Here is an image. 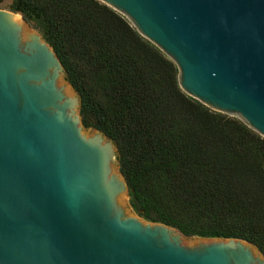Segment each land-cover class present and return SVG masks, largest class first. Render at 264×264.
Segmentation results:
<instances>
[{"label": "water", "instance_id": "water-1", "mask_svg": "<svg viewBox=\"0 0 264 264\" xmlns=\"http://www.w3.org/2000/svg\"><path fill=\"white\" fill-rule=\"evenodd\" d=\"M99 1L177 65L187 95L264 137V0ZM66 77L0 9V264H264L252 243L188 239L131 210L117 146L85 128Z\"/></svg>", "mask_w": 264, "mask_h": 264}, {"label": "trees", "instance_id": "trees-1", "mask_svg": "<svg viewBox=\"0 0 264 264\" xmlns=\"http://www.w3.org/2000/svg\"><path fill=\"white\" fill-rule=\"evenodd\" d=\"M10 10L57 53L85 128L115 142L136 214L264 255V137L187 95L177 65L99 0H12Z\"/></svg>", "mask_w": 264, "mask_h": 264}, {"label": "rangeland", "instance_id": "rangeland-1", "mask_svg": "<svg viewBox=\"0 0 264 264\" xmlns=\"http://www.w3.org/2000/svg\"><path fill=\"white\" fill-rule=\"evenodd\" d=\"M11 4H12V0H0V9L10 10ZM67 84H68V82H67ZM88 131H93V130H88ZM118 170H119V166H118ZM127 203H128V205L130 207V204H129V196H127ZM130 209H131V207H130ZM188 239H195V238H188Z\"/></svg>", "mask_w": 264, "mask_h": 264}, {"label": "bare ground", "instance_id": "bare-ground-1", "mask_svg": "<svg viewBox=\"0 0 264 264\" xmlns=\"http://www.w3.org/2000/svg\"><path fill=\"white\" fill-rule=\"evenodd\" d=\"M18 18H20L21 19V17L19 16Z\"/></svg>", "mask_w": 264, "mask_h": 264}]
</instances>
